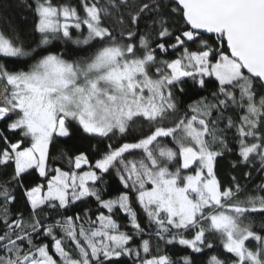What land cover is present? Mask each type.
<instances>
[{
    "label": "snow or ice",
    "instance_id": "obj_1",
    "mask_svg": "<svg viewBox=\"0 0 264 264\" xmlns=\"http://www.w3.org/2000/svg\"><path fill=\"white\" fill-rule=\"evenodd\" d=\"M22 6L38 39L0 26V264H264V0Z\"/></svg>",
    "mask_w": 264,
    "mask_h": 264
},
{
    "label": "trees",
    "instance_id": "obj_2",
    "mask_svg": "<svg viewBox=\"0 0 264 264\" xmlns=\"http://www.w3.org/2000/svg\"><path fill=\"white\" fill-rule=\"evenodd\" d=\"M75 2V0H74ZM138 2V0H137ZM12 7L8 9L7 16L4 17L3 14H0V26L3 25L4 19H9L14 27V30L16 31V34L24 40L26 43H32L34 40L38 39V34L33 32V17L30 11L23 7V0H11ZM58 46L61 47H71L75 48V45H66L62 42H57ZM195 47V46H194ZM214 90L213 86L210 85L209 89L201 90V95H208L209 91ZM196 98V97H193ZM186 99V98H184ZM191 102L190 100L188 101ZM70 144L73 142H69ZM89 141H84L85 146ZM90 143L96 144V141L93 140ZM58 155V153H57ZM236 157L234 155H226L224 158L219 159L217 164V171L218 175L221 177L222 180L225 182L229 181V178L231 176H236L237 178H242L245 171H247L246 168H238L236 170H233L231 167V163L235 161ZM58 163H63V161H59ZM12 171V168H0V182L7 181L10 179V173ZM42 182V179L39 177L38 172L33 171L31 176H29L26 183H38ZM256 183H259V180H256ZM241 184H247V181L241 179ZM252 194V188L249 186L246 190V192L243 195H251ZM17 210L25 211L27 214V209L25 208V205L23 201H18L15 205V207L12 208L13 213H15ZM161 249H164V245L161 243ZM219 250V246H218ZM187 249H183L179 246L170 248L169 254L173 256L174 259H179L181 256H184L188 254ZM206 259V258H205Z\"/></svg>",
    "mask_w": 264,
    "mask_h": 264
}]
</instances>
